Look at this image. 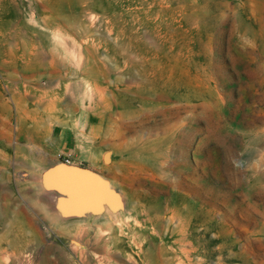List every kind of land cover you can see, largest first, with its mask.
Returning a JSON list of instances; mask_svg holds the SVG:
<instances>
[{"label": "rangeland", "instance_id": "obj_1", "mask_svg": "<svg viewBox=\"0 0 264 264\" xmlns=\"http://www.w3.org/2000/svg\"><path fill=\"white\" fill-rule=\"evenodd\" d=\"M0 264H264V0H0Z\"/></svg>", "mask_w": 264, "mask_h": 264}, {"label": "water", "instance_id": "obj_2", "mask_svg": "<svg viewBox=\"0 0 264 264\" xmlns=\"http://www.w3.org/2000/svg\"><path fill=\"white\" fill-rule=\"evenodd\" d=\"M41 188L54 199L55 209L60 212L61 208L65 216L61 215L66 218L97 214L104 208L113 209L121 204L116 190L104 175L64 160L44 170ZM58 200H61L60 206Z\"/></svg>", "mask_w": 264, "mask_h": 264}, {"label": "bare ground", "instance_id": "obj_3", "mask_svg": "<svg viewBox=\"0 0 264 264\" xmlns=\"http://www.w3.org/2000/svg\"><path fill=\"white\" fill-rule=\"evenodd\" d=\"M60 201H61V200H60ZM60 201L58 200V205H59V206H60ZM59 208H60V207H59ZM59 210H60L61 214H62L63 216H65L64 213H62L61 208H60ZM62 215H61V216H62Z\"/></svg>", "mask_w": 264, "mask_h": 264}, {"label": "built area", "instance_id": "obj_4", "mask_svg": "<svg viewBox=\"0 0 264 264\" xmlns=\"http://www.w3.org/2000/svg\"><path fill=\"white\" fill-rule=\"evenodd\" d=\"M66 162H69V161H67V160H65Z\"/></svg>", "mask_w": 264, "mask_h": 264}]
</instances>
